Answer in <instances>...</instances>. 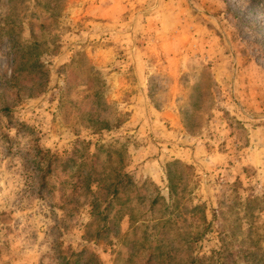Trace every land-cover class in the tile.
I'll return each instance as SVG.
<instances>
[{"label": "rangeland", "instance_id": "374dc122", "mask_svg": "<svg viewBox=\"0 0 264 264\" xmlns=\"http://www.w3.org/2000/svg\"><path fill=\"white\" fill-rule=\"evenodd\" d=\"M237 2L0 0V264H259L264 0Z\"/></svg>", "mask_w": 264, "mask_h": 264}, {"label": "trees", "instance_id": "16d2710c", "mask_svg": "<svg viewBox=\"0 0 264 264\" xmlns=\"http://www.w3.org/2000/svg\"><path fill=\"white\" fill-rule=\"evenodd\" d=\"M254 0H248V1H245V0H238V2H237V6L238 5H243L244 6V4H247V5H250V7L252 6V4H251V2H253ZM227 3V2H226ZM264 7V6H263ZM262 6H260V8H263ZM232 10V8L229 6L228 7V11H229V13H231L230 11ZM233 18H236L237 20H239L240 18L238 17V16H233ZM40 55V53H39V48H38V45H37V42H33V43H31L30 44V46L27 48V50H26V52H25V54L23 53L22 55H21V58H23V61L21 62V63H23V64H25V62H26V68L28 69V71L29 70H32V68L34 67L33 66V63L35 62V61H39V59H38V56ZM24 59H25V61H24ZM32 59V60H31ZM28 63H29V65H28ZM16 65L14 66V71H16V72H18V71H20L21 69H22V67H25V66H23V65H20V66H18V62H16L15 63ZM13 71V72H14ZM15 73L13 74V77H12V79H14L15 78ZM16 80H18V78L16 79ZM170 166V165H169ZM167 175H168V181H169V189H170V192H171V194H173L174 192H175V186H174V178H173V175H172V171H171V169H170V167H169V172H167ZM121 176V175H120ZM95 174L93 173V174H91V176H90V178L89 179H95ZM125 177H127L125 174L123 175V176H121L120 178L118 177V183H120V182H123V180L125 179ZM88 180V179H87ZM96 181V180H95ZM88 186H90V182L88 181ZM126 186H128V185H124V187H126ZM89 189V188H88ZM116 192V189L114 188V190H113V193H115ZM251 200H249V202H250ZM253 201H257V199L256 198H253L252 199V201L251 202H253ZM218 214H220V212H218ZM222 234V233H221ZM223 236H224V234H222ZM222 239L221 240H223V237H221ZM226 252V249L224 248V246H221L217 251H215V252H213V255H212V257H215V261H214V263H212V264H224V261H223V257H224V253ZM252 256H253V259H255L256 258V256L257 255H255L254 253H250ZM257 263H259V264H264V254L260 257V259L259 260H257Z\"/></svg>", "mask_w": 264, "mask_h": 264}]
</instances>
